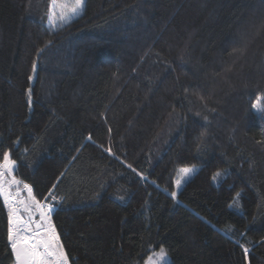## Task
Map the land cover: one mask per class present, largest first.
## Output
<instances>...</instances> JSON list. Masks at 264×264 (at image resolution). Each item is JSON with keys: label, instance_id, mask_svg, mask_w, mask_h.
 Returning <instances> with one entry per match:
<instances>
[{"label": "trees", "instance_id": "obj_1", "mask_svg": "<svg viewBox=\"0 0 264 264\" xmlns=\"http://www.w3.org/2000/svg\"><path fill=\"white\" fill-rule=\"evenodd\" d=\"M47 4L0 0V158L11 152L38 199L60 181L69 264H144L160 247L168 264H264V119L251 108L264 0H87L64 27ZM7 213L0 198V264H14Z\"/></svg>", "mask_w": 264, "mask_h": 264}, {"label": "snow or ice", "instance_id": "obj_2", "mask_svg": "<svg viewBox=\"0 0 264 264\" xmlns=\"http://www.w3.org/2000/svg\"><path fill=\"white\" fill-rule=\"evenodd\" d=\"M86 6L87 0H48L45 12L47 24L50 27L69 25L75 17H80L85 12ZM47 43L50 45L52 42ZM43 52L44 48H41L37 55ZM37 67V62L34 61L32 73L37 72ZM34 78L33 75L28 77L29 80ZM27 104L29 107L32 106L31 87L27 89ZM251 108L264 119V93L255 98ZM196 115L199 116V113ZM87 139L91 140L92 137L89 136ZM104 151L115 155L110 147ZM17 167V161L12 158L11 152L5 151L0 158V198L3 199L8 209L7 240L14 257V264H69L68 254L53 222V215L63 204V199L58 198L57 195L60 181L57 180L47 194L38 199L32 185L15 174ZM127 167L133 172L136 171L131 164H127ZM192 171L191 168L179 170L175 180L177 189ZM137 175L142 180L148 179L143 173H137ZM220 176L221 172L217 171L212 176V180L216 181ZM171 196L176 199L177 192L173 191ZM236 196L239 198L240 193ZM119 199L122 200L124 197H119ZM243 251L247 255L249 250L245 247ZM167 260V250L160 247L159 251H153L148 256L146 264H167Z\"/></svg>", "mask_w": 264, "mask_h": 264}, {"label": "rangeland", "instance_id": "obj_3", "mask_svg": "<svg viewBox=\"0 0 264 264\" xmlns=\"http://www.w3.org/2000/svg\"><path fill=\"white\" fill-rule=\"evenodd\" d=\"M184 168H191V169H193V171H192V173L187 177V178H185L183 181H182V184H181V186H180V188L179 189H177V190H180L182 187H183V185L188 181V179L198 170V166H190V167H184ZM182 169V168H181ZM153 251H159V249H155V250H153ZM152 251V252H153ZM152 252H151V254H152ZM168 253V252H167ZM150 254V255H151ZM147 261V260H146ZM170 262V255L168 254V260H167V264ZM144 264H146V262L144 263Z\"/></svg>", "mask_w": 264, "mask_h": 264}]
</instances>
